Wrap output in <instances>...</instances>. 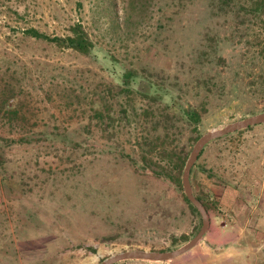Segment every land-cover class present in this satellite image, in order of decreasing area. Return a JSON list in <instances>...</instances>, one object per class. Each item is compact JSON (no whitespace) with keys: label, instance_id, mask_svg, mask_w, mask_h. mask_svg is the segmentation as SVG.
Listing matches in <instances>:
<instances>
[{"label":"rangeland","instance_id":"rangeland-1","mask_svg":"<svg viewBox=\"0 0 264 264\" xmlns=\"http://www.w3.org/2000/svg\"><path fill=\"white\" fill-rule=\"evenodd\" d=\"M259 1L0 0V264H99L198 232L181 182L194 143L264 112ZM78 21L89 54L23 32ZM194 164L201 240L114 264H264V123L211 140Z\"/></svg>","mask_w":264,"mask_h":264},{"label":"water","instance_id":"water-1","mask_svg":"<svg viewBox=\"0 0 264 264\" xmlns=\"http://www.w3.org/2000/svg\"><path fill=\"white\" fill-rule=\"evenodd\" d=\"M264 123V112L250 117H246L242 120H238L227 124L222 128L212 129L202 134L194 143L189 156L186 159L183 172H182V186L187 199L197 208L201 215V227L198 232L188 240L184 245L179 248L170 251H150V250H127L115 255H111L103 259L99 264H114L117 261L125 259H140L148 261H167L171 260L194 247L204 236L209 218L207 212L195 195L193 194L190 184V169L197 160L204 146L211 140L221 137L225 134L232 133L241 129L248 128L249 126Z\"/></svg>","mask_w":264,"mask_h":264},{"label":"trees","instance_id":"trees-1","mask_svg":"<svg viewBox=\"0 0 264 264\" xmlns=\"http://www.w3.org/2000/svg\"><path fill=\"white\" fill-rule=\"evenodd\" d=\"M259 5H260V7H259L260 10H264V0H260ZM69 28H70V34L63 35V36H59V35L50 36V35L46 34L45 32H42V31H40L34 27L26 28L23 30V32L26 35H29V36L34 37L36 39H41V40L51 42V43L55 44L56 46L63 47V48H71V49L78 51L82 54H89L94 47V42L90 39L88 32L86 31V29L82 25V23L79 21L75 22ZM122 76H123L124 82L126 84H128L129 80L132 78V74L130 71L124 72L122 74ZM188 115H189V118L194 123H198L200 121V114L198 111H196V110L190 111L188 113ZM203 149H202L201 153L199 154V156L202 154ZM194 165L195 164H193V166ZM182 166H183V164H182ZM193 166L190 169V173L192 172ZM176 182L178 185H180L179 181H176ZM223 185L225 188H227L229 184L226 181H224ZM229 186H232V185H229ZM195 197L199 201L202 202L203 206L206 209L207 206H206L203 198L201 196H197V195ZM185 200L187 201V203L190 205V207L194 211L199 213L197 208L187 199L186 196H185ZM183 241H187V239H184Z\"/></svg>","mask_w":264,"mask_h":264},{"label":"crops","instance_id":"crops-1","mask_svg":"<svg viewBox=\"0 0 264 264\" xmlns=\"http://www.w3.org/2000/svg\"><path fill=\"white\" fill-rule=\"evenodd\" d=\"M228 239L224 240V241H227Z\"/></svg>","mask_w":264,"mask_h":264}]
</instances>
